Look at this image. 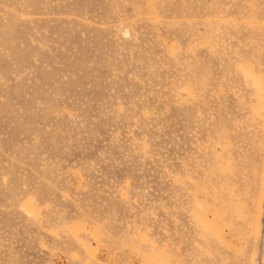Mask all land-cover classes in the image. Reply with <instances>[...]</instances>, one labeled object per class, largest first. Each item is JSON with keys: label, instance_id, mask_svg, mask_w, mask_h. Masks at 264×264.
Instances as JSON below:
<instances>
[{"label": "rangeland", "instance_id": "1", "mask_svg": "<svg viewBox=\"0 0 264 264\" xmlns=\"http://www.w3.org/2000/svg\"><path fill=\"white\" fill-rule=\"evenodd\" d=\"M0 264H264V0H0Z\"/></svg>", "mask_w": 264, "mask_h": 264}, {"label": "bare ground", "instance_id": "2", "mask_svg": "<svg viewBox=\"0 0 264 264\" xmlns=\"http://www.w3.org/2000/svg\"><path fill=\"white\" fill-rule=\"evenodd\" d=\"M214 197V196H213Z\"/></svg>", "mask_w": 264, "mask_h": 264}]
</instances>
